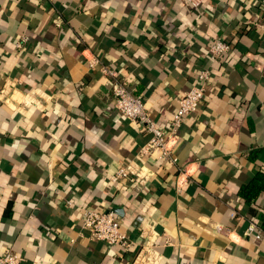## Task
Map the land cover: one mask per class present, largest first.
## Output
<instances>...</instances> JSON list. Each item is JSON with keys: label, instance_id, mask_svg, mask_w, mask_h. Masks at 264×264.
Segmentation results:
<instances>
[{"label": "crops", "instance_id": "0c3cea01", "mask_svg": "<svg viewBox=\"0 0 264 264\" xmlns=\"http://www.w3.org/2000/svg\"><path fill=\"white\" fill-rule=\"evenodd\" d=\"M214 39L231 50L211 64ZM104 68L162 129L210 69L177 163L137 159L149 135L115 109ZM130 162L142 183L113 186ZM263 175L264 0H0V255L146 264L150 249L147 264H264ZM83 207L113 211L131 248L92 239Z\"/></svg>", "mask_w": 264, "mask_h": 264}, {"label": "built area", "instance_id": "2783aa9c", "mask_svg": "<svg viewBox=\"0 0 264 264\" xmlns=\"http://www.w3.org/2000/svg\"><path fill=\"white\" fill-rule=\"evenodd\" d=\"M199 2L200 0H191L194 7H198ZM17 46L20 47L19 44ZM230 50V45L227 42L214 39L208 50V59L211 64L223 62ZM99 64V60L96 58L89 62L90 68ZM103 72L112 79L115 109L127 120L138 123L149 135L147 143L138 152L137 159L141 161L157 153L160 161L170 164L177 163L173 145L178 138V129L182 125L183 118L198 112L200 104L207 99V84L211 80L210 69L200 71L196 85L184 92L168 129H162L157 125L148 113L143 98L131 94L115 72L106 68L103 69ZM126 180L142 183L140 168L136 162L121 165L109 178L111 184L117 188H120ZM82 216V228L90 232L92 239L110 246H118L125 251L131 248L133 243L129 236L122 231L113 211L100 212L95 208L83 207ZM246 236H253L256 241H259L263 234L255 223H250L246 230ZM138 258L147 263L151 259H156L154 252L150 249L149 251L142 249ZM22 262L23 258L10 250L0 255V264H22Z\"/></svg>", "mask_w": 264, "mask_h": 264}, {"label": "trees", "instance_id": "16d2710c", "mask_svg": "<svg viewBox=\"0 0 264 264\" xmlns=\"http://www.w3.org/2000/svg\"><path fill=\"white\" fill-rule=\"evenodd\" d=\"M258 179H264V175H263V176H259ZM258 179L254 180V182H252V184L249 185V186L247 187V189H248V190L251 189L252 191L255 190V191H257L256 193H258V191H261V189L263 188V186H261V185H259V184L257 183Z\"/></svg>", "mask_w": 264, "mask_h": 264}]
</instances>
